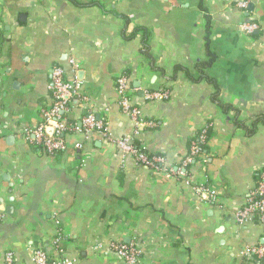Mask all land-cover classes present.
Here are the masks:
<instances>
[{"label": "crops", "instance_id": "obj_1", "mask_svg": "<svg viewBox=\"0 0 264 264\" xmlns=\"http://www.w3.org/2000/svg\"><path fill=\"white\" fill-rule=\"evenodd\" d=\"M56 65L84 86L50 155L25 132ZM119 75L147 126L119 105ZM89 111L108 137L83 135ZM262 117L264 0H0V264H125L119 246L135 264H264L242 255L264 223L236 219L264 167ZM204 133L205 161L187 163ZM126 136L152 165L124 155Z\"/></svg>", "mask_w": 264, "mask_h": 264}, {"label": "built area", "instance_id": "obj_2", "mask_svg": "<svg viewBox=\"0 0 264 264\" xmlns=\"http://www.w3.org/2000/svg\"><path fill=\"white\" fill-rule=\"evenodd\" d=\"M250 0H237V6L241 10L247 11ZM254 23H245L242 29L245 32L251 33L256 29ZM73 67H78L75 61L71 60ZM51 93L53 96V105L46 109L43 113L44 119L41 125L34 129L26 130V138L33 139L34 145L43 149L50 155L66 152L68 145L64 139L66 132L70 129L68 120L66 118L67 111L72 102L82 98L81 90L84 82L78 77L74 80H68L62 66L56 65L51 70ZM118 103L125 113L132 116L137 128L148 125L140 118V111L132 108L130 105V93L127 88L126 75H119L116 79ZM149 99H166L167 93L159 92L156 94L147 95ZM82 133L89 139L91 135L96 134L102 137H108V130L106 123L96 118V115L89 111L82 119ZM132 137L126 136L117 141V144L122 149L125 156H133L136 160L145 165H152V160L140 151L131 142ZM206 143L205 133L199 138L193 140L190 150V155L187 158V163L194 161H205L203 147ZM76 148L82 150L84 144H76ZM258 181L254 191H252L246 201V204L236 211V219L240 224L261 222L264 223V167L257 171ZM212 195L215 196L214 193ZM118 254L125 264H135L140 256V251L133 246H119L117 248ZM244 257H255L257 259H264V244L255 246H246L242 250ZM6 263L13 264L12 255H6ZM34 264H65V262H57L45 252L38 251L34 256Z\"/></svg>", "mask_w": 264, "mask_h": 264}, {"label": "trees", "instance_id": "obj_3", "mask_svg": "<svg viewBox=\"0 0 264 264\" xmlns=\"http://www.w3.org/2000/svg\"><path fill=\"white\" fill-rule=\"evenodd\" d=\"M259 122L264 123V117H262V119H260ZM206 141H207V138H206ZM204 146H205V145H204ZM202 153L204 154V147H203V152H202ZM257 179H258V175H257ZM254 258H255V257H254ZM260 260H264V259H260Z\"/></svg>", "mask_w": 264, "mask_h": 264}]
</instances>
